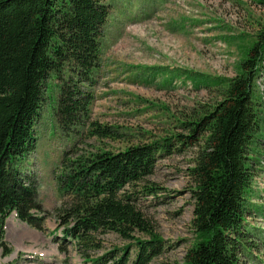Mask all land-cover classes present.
I'll return each instance as SVG.
<instances>
[{
    "label": "trees",
    "instance_id": "1",
    "mask_svg": "<svg viewBox=\"0 0 264 264\" xmlns=\"http://www.w3.org/2000/svg\"><path fill=\"white\" fill-rule=\"evenodd\" d=\"M108 15L104 0H0L1 258L13 253L4 238L5 221L12 214L43 231L45 215L35 182L21 173L17 162L35 148L34 126L47 81L50 77L56 81V121L64 129L78 126L93 100L86 89L95 85ZM263 62L264 28L241 60L239 73L211 82L219 87V99L194 122L183 123L188 134L176 138L181 146L202 142L194 166L188 169L194 200L191 224L197 240L186 252L184 264H240L246 236L244 201L252 180L247 150L260 128L253 87ZM93 132L99 138L110 136L97 124ZM170 146L163 140L72 162L58 180L63 196L69 197L58 210L65 225L62 240L74 242L82 256L100 248L98 233H114L132 243L92 259V264H150L159 257L164 241L136 202L161 193L162 188L147 179L157 160L172 152ZM136 186L139 191L132 188ZM136 233L147 239L135 237ZM131 247L136 250L133 258ZM34 260L18 253L6 264Z\"/></svg>",
    "mask_w": 264,
    "mask_h": 264
},
{
    "label": "rangeland",
    "instance_id": "2",
    "mask_svg": "<svg viewBox=\"0 0 264 264\" xmlns=\"http://www.w3.org/2000/svg\"><path fill=\"white\" fill-rule=\"evenodd\" d=\"M104 1L109 15L95 85L86 89L93 96L87 115L74 128L64 129L56 121L58 91L50 77L34 126L35 148L17 162L21 173L35 182L45 215L43 231L12 214L5 221L4 238L13 253L0 257V264L15 260L18 253L34 258L33 264H92V259L132 244L114 233H98L100 248L85 257L74 242L63 241L65 225L58 210L69 197L63 196L58 180L77 159L163 140H168L172 152L157 160L147 179L162 191L157 198L143 196L136 202L165 245L150 264H184L197 240L188 169L202 142L181 146L176 138L188 134L183 123L194 122L219 99L213 79L239 73L241 60L264 28V0ZM253 98L260 128L247 150L252 180L244 201L246 236L240 264H264V62L254 81ZM95 124L110 136L94 135ZM135 237L147 239L140 233ZM135 252L131 247V258Z\"/></svg>",
    "mask_w": 264,
    "mask_h": 264
}]
</instances>
